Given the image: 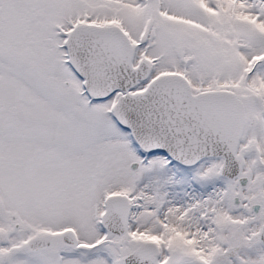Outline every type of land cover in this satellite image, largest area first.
<instances>
[{"label": "snow or ice", "instance_id": "6c2138e0", "mask_svg": "<svg viewBox=\"0 0 264 264\" xmlns=\"http://www.w3.org/2000/svg\"><path fill=\"white\" fill-rule=\"evenodd\" d=\"M0 264H264V0H0Z\"/></svg>", "mask_w": 264, "mask_h": 264}]
</instances>
